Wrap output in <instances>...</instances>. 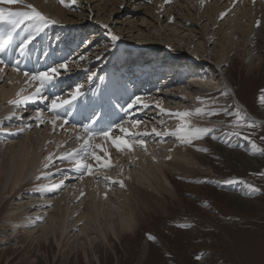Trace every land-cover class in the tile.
Returning <instances> with one entry per match:
<instances>
[{
  "label": "bare ground",
  "instance_id": "bare-ground-1",
  "mask_svg": "<svg viewBox=\"0 0 264 264\" xmlns=\"http://www.w3.org/2000/svg\"><path fill=\"white\" fill-rule=\"evenodd\" d=\"M258 1L64 0L61 3V0H24L23 4L12 8L28 11L30 9L25 5L30 4L49 21L56 19L62 24L79 25L95 23L100 32L119 36L123 45L131 41L122 38L115 29L125 28L132 34L137 33L139 38L138 43L132 39L134 43L131 44L148 51H152V44L148 42L153 39L164 40L169 45L174 43L184 54L172 55L179 56L183 61L191 58L185 49L192 47L194 50V47V51L202 53L200 56L216 59L213 62L219 70L225 62L230 64L229 72H232L237 69L238 65H233L237 59L246 60V67L241 68L247 76L258 79L264 78V4ZM77 6L81 9L78 10ZM81 11L90 21L78 15L77 12ZM224 13L226 15L222 16ZM171 20L176 24L172 25ZM258 22L260 28H256ZM215 29L219 34H215ZM216 39L220 56L210 54V46ZM184 42L186 46L181 48ZM169 45L166 51L171 54ZM177 49L175 51L178 52ZM233 50L237 55L229 60ZM218 77L225 90L239 101L235 86L225 71H219ZM189 81L179 82L173 90L158 97L159 103L165 107L164 111L160 110L162 116L159 121L164 126L155 125L154 128L162 135L151 133V140H145L146 149L137 146L132 152H120L103 138L93 139L94 145L101 144L107 149V153L99 149L97 152L105 158L110 155L111 166H95V161L89 157L88 162L94 164L93 174L80 175L82 171L74 166L73 161L61 159V156L76 145L79 148L81 141L76 137L84 134L61 129L65 125L61 120H57L54 126L51 123L54 117L37 109L27 108L25 113V109L18 106L25 101L21 98L28 88L24 85V75L0 66V223L2 228L5 226L3 222L9 224L4 230L5 239L1 240L0 258L9 260L11 248L7 246L11 245L16 251L22 250L21 247L26 252L36 249L38 259L32 258L36 262L40 256L49 260L51 253L62 261H67L70 256L78 260L81 254L89 264H102V251L108 249L119 260L115 240L120 241L122 234L132 232L140 225L147 196L161 202L160 205L167 197L184 201L183 188L186 184L182 180L188 181L189 171L200 167V158L204 155L192 152L193 141H199L198 137L193 136L188 143L171 133L181 125L186 131L197 127L198 122L205 119L201 115L202 106L212 101L205 93L210 82L201 76ZM218 83L216 79L212 86ZM197 109H200L199 113ZM186 111L191 115L184 120L175 115ZM37 114L44 123L39 122ZM166 114L170 116L168 119ZM134 131L131 129L130 133ZM120 134L118 132L113 136ZM71 139L72 142L67 141ZM226 154L234 156L229 151ZM49 155L52 162L45 168V158ZM63 174L78 180L70 182V177L63 178ZM121 180L123 186L118 182ZM193 187L194 190H201L198 186ZM204 188L205 191L213 190L207 186ZM26 198L27 201H23Z\"/></svg>",
  "mask_w": 264,
  "mask_h": 264
},
{
  "label": "rangeland",
  "instance_id": "rangeland-1",
  "mask_svg": "<svg viewBox=\"0 0 264 264\" xmlns=\"http://www.w3.org/2000/svg\"><path fill=\"white\" fill-rule=\"evenodd\" d=\"M77 13L90 21L84 11ZM171 23L176 24L173 20ZM100 24L103 25V22ZM260 27L258 22L256 28ZM115 31L128 42L132 39L136 43L139 41L137 33L132 34L128 29ZM215 34H219L216 29ZM217 41L216 39L210 46V54L220 56ZM148 44L160 50L169 45L164 40L155 39ZM172 45H169L171 54H184L174 43ZM184 46L185 42L181 48ZM193 49L195 50L194 47ZM194 50L188 47L185 53L204 62L203 66L213 65L215 70L208 66L212 76L219 78V71H225L227 78L233 82L240 101L249 106L254 116L264 121V78L247 76L241 68L246 67V60L237 59L233 63L238 65L237 69L229 72L230 64L224 62L225 66H221L219 70L213 62L216 59L204 58L200 56L202 53ZM236 53V50L231 51L228 59L235 58ZM210 83L211 85L206 86L207 90L217 85L212 86V82ZM218 93L219 91H214L208 95L217 96ZM219 95L213 97V102L208 106V115L212 119L208 122L211 128L210 139L207 137V142L191 147L192 152L204 157L200 158V167L189 171L188 181L182 180L186 184L183 188L185 200L167 197L160 205L161 202L147 196L145 199L148 202L143 206L140 225L132 232L122 234L120 241L115 240L119 260L108 249L102 251V264H264V126L251 120L245 110L235 103L234 97L229 94ZM244 122L247 125L241 124ZM237 127L244 132L235 133ZM218 133H223L230 141H220ZM227 134L235 137H227ZM250 139L255 140V143L250 142ZM233 142L238 144L230 145ZM228 151L234 153V156H228ZM66 176L67 174H63L62 177H70V182L78 180L73 176ZM184 178L185 176L182 177ZM229 180L232 183L226 182ZM192 185L201 190H194ZM206 186L213 190L205 191ZM231 195L234 197L230 198ZM1 211L0 207V213ZM2 225L5 226L3 229L0 223V246L3 244L1 240L5 239L4 230L9 227L8 222H3ZM7 248H11L9 260L6 257L0 258V264H89L81 254L78 260L70 256L67 261H62L50 253L49 260L40 256L36 262L34 259L39 256L36 249L26 252L22 247L23 251H16L11 245Z\"/></svg>",
  "mask_w": 264,
  "mask_h": 264
},
{
  "label": "snow or ice",
  "instance_id": "snow-or-ice-1",
  "mask_svg": "<svg viewBox=\"0 0 264 264\" xmlns=\"http://www.w3.org/2000/svg\"><path fill=\"white\" fill-rule=\"evenodd\" d=\"M75 2V0H73ZM24 0H0V23H4L6 25H10L12 30H15L18 26L23 24L25 21L28 20H36L39 22V27L35 29L36 33H39L42 31L43 27L46 26L50 21L39 11L35 9L32 5H25L26 8L30 9L29 11H18L13 10L12 7H9L10 5H16V4H23ZM61 3H64V0H61ZM226 15V13L222 14ZM54 23L55 21H51ZM9 37L11 36V32L8 33ZM34 37L27 38L26 43L24 46H26L27 43L31 42V39ZM113 40H119L120 37L113 35ZM0 52H3V49L0 48ZM97 59H100V57H97ZM4 65L3 59H0V66ZM61 68L67 69L68 65L62 64L60 65ZM16 71H19V68L17 67L15 69ZM25 76H28L29 73L25 72ZM58 75V69L53 67L51 68L50 72L44 71V72H38L31 76L32 81L39 82L38 86L35 88V95H39L42 92V89L45 87L46 84L50 83L53 79L56 78ZM84 93L81 91V86H77L72 93H70L69 98L67 99H60L59 97L55 98L51 102V110L56 113L58 109L71 104L73 101L77 100L79 97L83 96ZM28 99L33 98L32 96L27 97ZM142 98L140 96L134 97L131 101L128 102L126 108L123 109V111L127 112L128 110L132 109L135 105H141ZM144 107H147L146 104L143 105ZM159 106V105H157ZM161 111H164L161 109ZM197 113L200 112V109L196 110ZM177 117H179L181 120H184L185 117H188L191 115L189 112H177L175 113ZM37 119L42 124L44 123V120L40 118V115L37 114ZM62 117L59 115H56L54 119L51 120V123L55 126L57 120H61ZM99 119V117H97ZM67 120H63V123L67 124ZM93 124L96 123V121L92 122ZM141 121L134 120L132 121L128 127L124 126L123 122L110 124L106 128L101 129L97 131L95 128H90L89 126L85 125L83 126V132L84 135L76 137L77 140L81 141L79 148H73L70 152L65 153L63 156H61V159H70L73 161L74 166L81 170L82 173L86 172L89 175L93 174V167L94 164L91 162H88V158L90 157L92 161H95V166H99L100 168H104L107 166H111V158L110 155H108V158H105L104 156H101L98 154L97 149L100 151L107 153V149L103 147L101 144H93L92 141L95 137H101L105 142H110V146L115 147L117 151L120 152H132L135 147H143L146 149V141L142 138H138L141 134L137 132H131V129H135ZM119 129L120 135L113 136L112 133ZM152 133H154L156 136H161L162 133L157 131L156 128H152ZM207 132V129H200L196 128L195 130H185L184 126L181 125V127L175 131L172 132L171 135L177 136L179 140L184 142H191V138L193 136L199 137L201 133ZM149 133H144L143 135H148ZM171 159V157H169ZM52 162V156L49 155L45 158V165L44 167H49L50 163ZM82 178V177H81ZM105 179H111L110 177H105ZM114 183L117 181H113ZM121 186H123V181H118ZM227 183H232V181H226Z\"/></svg>",
  "mask_w": 264,
  "mask_h": 264
}]
</instances>
